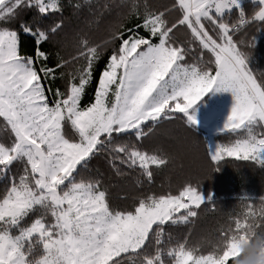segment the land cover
<instances>
[{
  "label": "snow or ice",
  "instance_id": "snow-or-ice-1",
  "mask_svg": "<svg viewBox=\"0 0 264 264\" xmlns=\"http://www.w3.org/2000/svg\"><path fill=\"white\" fill-rule=\"evenodd\" d=\"M251 5L245 11L240 0H132L117 5L124 11L107 25L105 40L96 43L77 30L66 54L57 39L66 27L61 0H0V177L6 180L0 264H232L239 258L230 237L246 233L240 216L229 217L232 223L207 250L166 232L169 224L190 222L202 204L214 210L199 181L114 207L101 180L87 173L104 155L117 172L124 165L151 181L153 169L171 157L144 147L146 126L177 116L184 122L182 114L212 87L234 97L224 128L246 134L218 146L208 164L264 163V74L248 68L242 47L249 27L264 26V0ZM22 10L51 19L26 21ZM106 10L109 5H97ZM21 32L33 38L32 48L21 47ZM241 201L257 204L246 195Z\"/></svg>",
  "mask_w": 264,
  "mask_h": 264
},
{
  "label": "trees",
  "instance_id": "trees-1",
  "mask_svg": "<svg viewBox=\"0 0 264 264\" xmlns=\"http://www.w3.org/2000/svg\"><path fill=\"white\" fill-rule=\"evenodd\" d=\"M64 4L65 32L57 39L63 43L64 52L72 51L73 34L83 29L91 39L100 43L106 39L107 25L117 19L124 9L117 7L120 4L131 3L132 0H61ZM144 3L145 0H138ZM149 3H167L169 0H148ZM81 4L80 9L73 5ZM109 5V10L98 12L97 5ZM89 6H91V11ZM240 6L251 10V0L240 1ZM233 16L236 14L232 10ZM99 16L97 21L96 16ZM20 17L26 21L38 20L40 24H47L51 17L41 18L33 10H22ZM19 23V20L16 21ZM264 23V22H262ZM128 26H131L129 23ZM181 39L185 36L179 34ZM240 38V37H238ZM244 44L242 47L248 52L245 57L247 66L258 76L264 74V26L258 30L249 27L246 34H242ZM22 48H32L34 40L31 36L21 32ZM48 45L45 44L44 48ZM197 53H189L186 63H192ZM87 97H85V101ZM184 122L179 116L159 121L156 125H147L144 147L150 150H159L169 154L171 159L160 168H154L152 180L141 176L138 170L121 165L120 171L114 170L106 161L104 155L97 156L89 164V172L100 179L108 192L109 202L114 207L130 205L134 198L149 193L161 194L171 191L175 193L185 182L199 181L198 190L205 198L211 199L214 210L208 204H202L198 215L190 218L188 223L169 224L166 232L172 233L175 239L188 236L190 245H200L204 250L218 237V230L228 228L232 221L229 217L240 216L241 196H248L259 203V197L264 196V163H254L245 159L223 158L215 162V166L208 164V157L212 155L210 140L205 130L189 122L187 116L182 114ZM148 128H152L149 132ZM246 134V129L231 131L224 130L212 134V138L220 145ZM139 181V182H137ZM6 183L0 177V189Z\"/></svg>",
  "mask_w": 264,
  "mask_h": 264
},
{
  "label": "rangeland",
  "instance_id": "rangeland-1",
  "mask_svg": "<svg viewBox=\"0 0 264 264\" xmlns=\"http://www.w3.org/2000/svg\"><path fill=\"white\" fill-rule=\"evenodd\" d=\"M233 103L234 97L231 90H218L212 87L186 110V116L192 115L195 118L194 121L189 122L202 127L207 133L212 154L218 146H221L214 141L212 134L226 130L224 123Z\"/></svg>",
  "mask_w": 264,
  "mask_h": 264
},
{
  "label": "clouds",
  "instance_id": "clouds-1",
  "mask_svg": "<svg viewBox=\"0 0 264 264\" xmlns=\"http://www.w3.org/2000/svg\"><path fill=\"white\" fill-rule=\"evenodd\" d=\"M240 218L246 224V233L230 237L238 241L240 256L232 264H264V196L256 205H241ZM227 241L218 244V251L225 247Z\"/></svg>",
  "mask_w": 264,
  "mask_h": 264
}]
</instances>
